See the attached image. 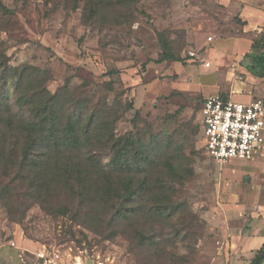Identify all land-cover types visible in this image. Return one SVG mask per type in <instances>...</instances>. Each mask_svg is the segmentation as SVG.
Wrapping results in <instances>:
<instances>
[{
  "label": "rangeland",
  "instance_id": "374dc122",
  "mask_svg": "<svg viewBox=\"0 0 264 264\" xmlns=\"http://www.w3.org/2000/svg\"><path fill=\"white\" fill-rule=\"evenodd\" d=\"M0 2L6 8L0 6V60L35 67L51 93L72 78L75 96L83 93L93 107L113 108L124 91L119 101L124 107L132 102L134 109L120 111L115 133L132 134L153 148L154 160L148 189L136 203L138 215L121 228L110 196L92 194L80 205L77 190H53L52 206L72 209L63 215L30 201L25 190L15 191L12 204L0 202V264H39L41 252L55 264H250L257 250H234L237 236L230 230L237 227L240 234L255 226L254 219L264 222V172L240 168L250 161L228 165L209 158L201 115L212 95L264 99V80L249 71L252 49L243 50L256 35H242L236 0H104L88 23L86 0L75 11L72 0ZM162 34L180 62L156 63ZM192 52L198 61L190 59ZM110 80L114 92L106 89ZM8 89L13 95V86ZM126 175L111 178L120 195ZM254 180L262 181L261 201L238 212L240 200H250L246 186ZM257 230L263 235L264 224Z\"/></svg>",
  "mask_w": 264,
  "mask_h": 264
},
{
  "label": "trees",
  "instance_id": "16d2710c",
  "mask_svg": "<svg viewBox=\"0 0 264 264\" xmlns=\"http://www.w3.org/2000/svg\"><path fill=\"white\" fill-rule=\"evenodd\" d=\"M80 1L72 0L73 11L79 8ZM86 2L84 21L88 23L99 15L104 0ZM0 6L6 10L1 2ZM160 38L163 52L156 63L180 62L163 34ZM251 49L253 65L249 71L264 79V33L255 37ZM40 74L35 67L14 68L0 60V202L8 206L14 201L15 191L25 190L30 201L67 215L72 211L69 206H52L53 190H77L80 205H87L92 194H103L116 199L118 216L114 222L121 228L129 216L137 217L136 203L148 189L150 168L154 166L153 148L132 134L115 133L120 111L133 110V103L127 102L124 107L118 99L125 93L121 91L113 108L103 104L93 107L83 93L75 96L72 78L51 93L46 78ZM9 85L13 86V95ZM89 85L86 80L84 86ZM105 86L115 91L113 80L105 82ZM106 156L110 157L108 164H104ZM168 166L178 174L174 165ZM125 173V193L120 195L119 186H113L111 178L118 180ZM4 178L7 182L2 181ZM250 264H264V244Z\"/></svg>",
  "mask_w": 264,
  "mask_h": 264
},
{
  "label": "built area",
  "instance_id": "2783aa9c",
  "mask_svg": "<svg viewBox=\"0 0 264 264\" xmlns=\"http://www.w3.org/2000/svg\"><path fill=\"white\" fill-rule=\"evenodd\" d=\"M213 37L208 39L211 44ZM198 53L190 59L198 61ZM211 67L210 62L204 64ZM204 148L207 156L220 164L233 160H250L264 144V99L249 102L230 96L207 97L201 108ZM39 264H55L45 252L37 254Z\"/></svg>",
  "mask_w": 264,
  "mask_h": 264
},
{
  "label": "crops",
  "instance_id": "0c3cea01",
  "mask_svg": "<svg viewBox=\"0 0 264 264\" xmlns=\"http://www.w3.org/2000/svg\"><path fill=\"white\" fill-rule=\"evenodd\" d=\"M236 4H237V6L236 5L235 6L238 10L239 18H241L242 22L244 23V30H243L244 34H242V35L245 36L248 33H253L254 35L257 36V34L259 35L260 33H264V3H262V1H260V0H236ZM255 4H256V6H255ZM261 6H263V7H261ZM253 40H251V42H249L248 46L244 44L245 47L243 48V50L244 49H251L252 44H253ZM222 59H223V56H222ZM250 74H251V77L254 79H261V78L255 77L252 73H250ZM261 80H264V79H261ZM259 87L264 88V84L259 86ZM259 87H256V89L254 90L255 94H256L257 89H259ZM212 96H214V95H212ZM225 96H230L233 100H235V98L236 99L240 98L241 102H249L253 98H258V97H256V95L255 96H253V95L252 96L251 95L250 96L249 95H241V94H236V92H231L230 94L225 95ZM243 161H250V164L247 166L244 165L245 167H240V168H249L258 174L260 172H264V144L254 154V157L252 159L243 160ZM231 162H235V160H233ZM231 162L227 163V164L229 165V164H231ZM260 175H262V173H260ZM260 179H262V178H260ZM261 182L262 181L254 180L253 182H250V184H248L246 186L247 193L248 192L251 193V197H249L250 200H247L245 204H243L242 200H240L239 206H241V209H240V211L238 210V212L243 213V210H247L250 208V204L255 205L256 203H260L261 198H262V190H263V186H262ZM239 197L241 198V196H239ZM230 217H231V215H230ZM255 218H259V216L255 217ZM254 223H255V226H253L251 230L243 231L241 229L240 234H238L240 229H237V227H236V229L230 230V228H233V227L231 226V224H230V226H228L229 230L232 231L231 235L236 234V236H237L233 239V241L235 242V247H234V245H232L234 247V250H237L239 252V249L242 248V252L247 253V252H251L254 248L257 251L261 249L262 245L264 244V234L263 235L260 234V236H258L257 227L261 226V224H264V222H261V221L258 222L254 219ZM241 243H242V245H241Z\"/></svg>",
  "mask_w": 264,
  "mask_h": 264
}]
</instances>
